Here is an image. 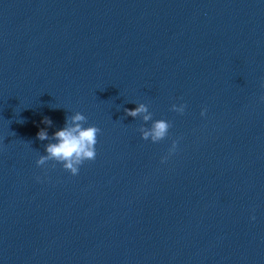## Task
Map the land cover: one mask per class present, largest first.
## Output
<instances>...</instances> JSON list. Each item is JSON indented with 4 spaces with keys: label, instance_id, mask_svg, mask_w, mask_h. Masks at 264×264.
Masks as SVG:
<instances>
[{
    "label": "clouds",
    "instance_id": "1",
    "mask_svg": "<svg viewBox=\"0 0 264 264\" xmlns=\"http://www.w3.org/2000/svg\"><path fill=\"white\" fill-rule=\"evenodd\" d=\"M260 99L264 101V96ZM172 110L183 113L186 105L181 103L179 105L172 104ZM128 116L136 117L140 114L143 115L145 122L152 121L150 127L141 126L140 132L142 138L145 140L151 139L152 142H159L168 135V130L171 127L169 121L165 119L152 120V112L149 111L145 103H139L134 109H125ZM207 112L206 108L201 109V115L204 116ZM72 121L70 125L68 121ZM87 117L77 111L74 115L66 116V126L57 129L52 135L56 142L48 143L45 145L46 155H40L36 163L38 166L45 165L47 161H56L62 164V167L71 174L76 175L79 172V166L85 161L95 160L96 158V144L98 143L97 137L101 129L95 125L84 126ZM43 123L50 125L52 122L48 117H45ZM37 138L40 140L48 139V132L46 129H40L37 133ZM177 141L173 140L169 148V154L176 150ZM167 157H162L164 162ZM39 179V177L37 178ZM255 218L254 216L252 217Z\"/></svg>",
    "mask_w": 264,
    "mask_h": 264
}]
</instances>
